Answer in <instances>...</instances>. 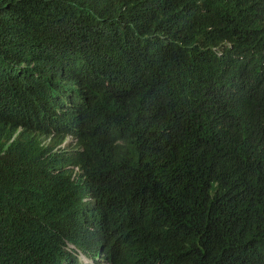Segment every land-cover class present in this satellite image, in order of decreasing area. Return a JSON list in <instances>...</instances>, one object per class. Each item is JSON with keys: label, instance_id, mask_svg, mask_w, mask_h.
I'll list each match as a JSON object with an SVG mask.
<instances>
[{"label": "trees", "instance_id": "16d2710c", "mask_svg": "<svg viewBox=\"0 0 264 264\" xmlns=\"http://www.w3.org/2000/svg\"><path fill=\"white\" fill-rule=\"evenodd\" d=\"M79 253L264 264V0H0V264Z\"/></svg>", "mask_w": 264, "mask_h": 264}, {"label": "clouds", "instance_id": "9594fccd", "mask_svg": "<svg viewBox=\"0 0 264 264\" xmlns=\"http://www.w3.org/2000/svg\"><path fill=\"white\" fill-rule=\"evenodd\" d=\"M63 146H64V144L62 145V147H63ZM78 257H79L80 262H81V258H84V260H89V261H91L90 264H92V260H91V258H87L86 256H84V255L81 254V253H79ZM97 260H98V262H99L100 264H110V262H109L108 260H106V259H100V258H98Z\"/></svg>", "mask_w": 264, "mask_h": 264}, {"label": "rangeland", "instance_id": "374dc122", "mask_svg": "<svg viewBox=\"0 0 264 264\" xmlns=\"http://www.w3.org/2000/svg\"><path fill=\"white\" fill-rule=\"evenodd\" d=\"M81 263H82V264H90L91 261H89V260H84V258H81Z\"/></svg>", "mask_w": 264, "mask_h": 264}, {"label": "bare ground", "instance_id": "6f19581e", "mask_svg": "<svg viewBox=\"0 0 264 264\" xmlns=\"http://www.w3.org/2000/svg\"><path fill=\"white\" fill-rule=\"evenodd\" d=\"M97 259H98V258H97ZM97 259H93V258H91V260H92V264H100V263L98 262Z\"/></svg>", "mask_w": 264, "mask_h": 264}]
</instances>
